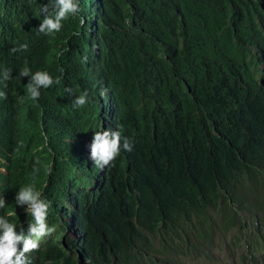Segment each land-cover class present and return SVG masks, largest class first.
Instances as JSON below:
<instances>
[{"label": "trees", "instance_id": "trees-1", "mask_svg": "<svg viewBox=\"0 0 264 264\" xmlns=\"http://www.w3.org/2000/svg\"><path fill=\"white\" fill-rule=\"evenodd\" d=\"M45 4L0 0V193L34 186L54 228L30 264H264V0H79L49 34ZM24 68L60 83L33 100ZM107 129L133 150L100 169Z\"/></svg>", "mask_w": 264, "mask_h": 264}, {"label": "clouds", "instance_id": "clouds-1", "mask_svg": "<svg viewBox=\"0 0 264 264\" xmlns=\"http://www.w3.org/2000/svg\"><path fill=\"white\" fill-rule=\"evenodd\" d=\"M50 6L54 15L49 13ZM80 10L79 0H54V3H52V0H49V4H45L41 9L44 15L37 30L38 33L49 34L59 32L62 27L61 21L67 19L70 14H78ZM27 47V44H21L19 48H13L12 52L27 50ZM10 75L11 73L5 70L3 78L7 80L10 78ZM18 76L19 78L30 77L26 86L33 100L39 99L41 88H49L54 83H60L59 79L54 81L46 71H37L31 74L29 68L22 69L18 73ZM183 82L187 91L189 88L190 91L188 92H191L190 86L185 81ZM65 91L71 93L72 90L66 88ZM101 94L103 95L104 92L102 91ZM0 97L6 98V93L0 91ZM88 100V93L84 91L74 99L73 107H82ZM122 140L123 143L121 144ZM89 147L90 158L94 162V165L100 169L110 165L116 159L120 154L121 147L127 152L133 150L130 138L122 137L121 131L112 129L96 131ZM41 197V192L36 191L32 185L23 187L18 191L15 197L16 203L12 199L8 202L6 197L0 193V264H30L26 254L37 250L40 239L46 235H50L54 231V228H50L46 222L50 202ZM17 205H27L26 212L31 213L33 217L34 222L29 224L27 234H25L23 228H21L18 234L16 226L6 219L8 216L14 214L15 210H12L11 206L17 208ZM69 234L72 233L69 232ZM63 242L66 243V240H63ZM20 244H22V249L18 247Z\"/></svg>", "mask_w": 264, "mask_h": 264}, {"label": "rangeland", "instance_id": "rangeland-1", "mask_svg": "<svg viewBox=\"0 0 264 264\" xmlns=\"http://www.w3.org/2000/svg\"><path fill=\"white\" fill-rule=\"evenodd\" d=\"M234 250H237L236 246H233ZM221 264H241V260L240 259H232L231 257L224 258L221 260Z\"/></svg>", "mask_w": 264, "mask_h": 264}, {"label": "flooded vegetation", "instance_id": "flooded-vegetation-1", "mask_svg": "<svg viewBox=\"0 0 264 264\" xmlns=\"http://www.w3.org/2000/svg\"><path fill=\"white\" fill-rule=\"evenodd\" d=\"M175 178H176V176L172 177L171 180H174ZM219 183H220V185H223V180H219ZM247 238L250 239V240L251 239L255 240V232L250 231L249 236H247Z\"/></svg>", "mask_w": 264, "mask_h": 264}, {"label": "water", "instance_id": "water-1", "mask_svg": "<svg viewBox=\"0 0 264 264\" xmlns=\"http://www.w3.org/2000/svg\"><path fill=\"white\" fill-rule=\"evenodd\" d=\"M188 91H190V89L188 88Z\"/></svg>", "mask_w": 264, "mask_h": 264}]
</instances>
